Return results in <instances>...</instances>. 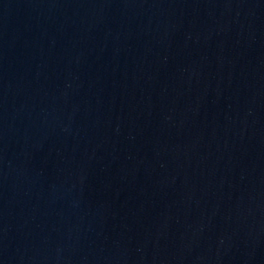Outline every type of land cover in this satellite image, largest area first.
<instances>
[{"label": "water", "instance_id": "95a60500", "mask_svg": "<svg viewBox=\"0 0 264 264\" xmlns=\"http://www.w3.org/2000/svg\"><path fill=\"white\" fill-rule=\"evenodd\" d=\"M0 264H264V0H0Z\"/></svg>", "mask_w": 264, "mask_h": 264}]
</instances>
